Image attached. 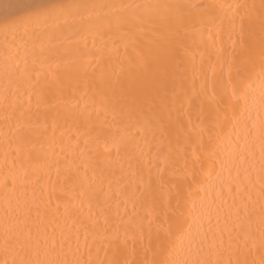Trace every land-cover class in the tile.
Masks as SVG:
<instances>
[{
	"label": "bare ground",
	"instance_id": "1",
	"mask_svg": "<svg viewBox=\"0 0 264 264\" xmlns=\"http://www.w3.org/2000/svg\"><path fill=\"white\" fill-rule=\"evenodd\" d=\"M37 2L48 0H0V20L6 5ZM90 2L211 6L260 0ZM8 11L14 13L11 19L23 15ZM234 11L217 10L215 24L197 14L180 27L146 23L140 30L122 26L118 14L108 9L20 22L27 56L23 48L18 56L17 49L6 52L0 35V91L15 89L25 60L29 71L41 73L39 83H24L20 95L9 97L12 107H0V259L6 228L13 236L30 231L33 242L53 234L63 238L61 255L68 259L77 246L85 256L91 248L95 257L97 246L111 236L133 237L141 227L146 244L154 212L153 228L165 212L187 215L189 190L197 194V207L203 200L206 208L190 232L187 225L183 232L174 230V259L200 258L196 244L209 220L218 233L245 220V205L258 225L264 208L258 195L261 149L258 140L246 143L243 137L245 121L251 123L249 111L241 108L230 123H223L233 91L227 60L238 38L229 26ZM253 28L258 41L259 21ZM129 29L136 33L134 39L126 35ZM251 87L259 92L256 75ZM41 88L45 94L38 97ZM251 118H256L255 107ZM237 145L246 156L243 163ZM209 170L210 180L203 175ZM249 180L256 185L250 193L229 191ZM136 248L128 259L144 258L139 244ZM99 257L106 258L103 250Z\"/></svg>",
	"mask_w": 264,
	"mask_h": 264
},
{
	"label": "snow or ice",
	"instance_id": "2",
	"mask_svg": "<svg viewBox=\"0 0 264 264\" xmlns=\"http://www.w3.org/2000/svg\"><path fill=\"white\" fill-rule=\"evenodd\" d=\"M6 15L0 20V35L4 37L3 47L9 54L13 49L23 48L25 56L30 49L25 36L20 35L18 28L20 22L39 21L41 19H59L61 17H75L85 13H97L100 10L108 9L110 12H116L122 26H133L140 30L144 24H149L153 28L161 25L183 26L196 19L199 14L206 17L207 23L215 24L217 10H238L229 17V26L232 31L237 33V40L232 42L231 51L227 66L229 71V82L233 84V91L230 96V103L224 109L223 123H230L241 112V108L249 111V120L245 121L242 129L245 142L249 139L258 140L261 149V182L258 195L264 200V0L256 3H237L216 4L211 6H202L193 3H175V4H98L90 0H48V2H37L27 4H9L6 5ZM160 9L168 10V14L161 16ZM8 10H18L23 12L22 16L11 19L14 13ZM259 21L260 32L257 41V34L253 25ZM135 32L130 29L126 35L134 39ZM11 37V38H9ZM18 41L22 43H18ZM223 51V50H221ZM12 56L9 55V60ZM19 72V60L14 61ZM7 67V61H6ZM41 73L39 71H29L25 60V69L20 72L19 80L16 82L15 89L11 86L0 91V107L7 110L12 107L8 103L9 97L15 94H21V88L24 83L36 81L39 83ZM256 75L260 81L259 92L252 90V76ZM11 85V82H10ZM45 93L43 88L36 92L38 97ZM215 93H213V97ZM31 101V95L28 97ZM241 101L243 102L241 104ZM256 108V118H251V109ZM219 118V117H218ZM7 119V117H6ZM236 156L240 162L246 159L244 153L239 151L237 145ZM247 172V169H245ZM239 170L237 176H239ZM205 179H211L212 170L203 173ZM247 178V177H246ZM162 179V178H161ZM151 183V180L149 181ZM162 186V184H161ZM256 187L251 180L247 184L235 183L229 187L230 192L239 193L242 190L251 192ZM191 198V207L187 215L183 213L165 212L164 219L152 227L153 220L156 219L155 212L149 219V228L147 234V243L145 244V233L143 227L138 234L133 237L113 235L105 242H102L96 248V256L92 254V249L88 248L87 256L80 253L77 248L73 252V259H68L61 254L64 252L65 239L57 240L53 234L44 239L32 241L31 232L28 236L17 233L10 235L7 228L5 231L2 251L4 256L0 259V264H264V208L259 218L258 225L254 224L252 218L247 215V206H244L245 220L242 223H233L230 227L225 226L219 229L217 233L209 227L199 236L196 244V251L200 258L194 260H177L173 258V237L175 231H191L193 223L203 218V210L206 203L201 200L197 207V194L191 190L187 193ZM249 199L251 195L249 194ZM240 209H237V215H240ZM7 214V213H6ZM175 230V231H174ZM88 230L85 228V239H87ZM79 236L77 235V240ZM132 248L129 249V242ZM140 245L139 251L144 254L141 260L128 259L129 253L137 254L136 245ZM70 247V244H69ZM105 252L104 259L99 257L100 251ZM191 251V249H189ZM151 257H148V253ZM111 253V257L108 254ZM258 256V258H257ZM251 257V258H250Z\"/></svg>",
	"mask_w": 264,
	"mask_h": 264
}]
</instances>
